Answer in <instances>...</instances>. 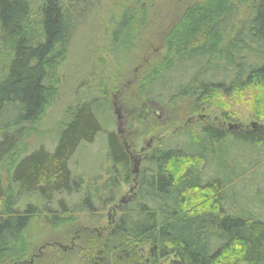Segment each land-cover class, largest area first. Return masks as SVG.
I'll return each mask as SVG.
<instances>
[{
	"label": "trees",
	"instance_id": "obj_1",
	"mask_svg": "<svg viewBox=\"0 0 264 264\" xmlns=\"http://www.w3.org/2000/svg\"><path fill=\"white\" fill-rule=\"evenodd\" d=\"M105 1L44 0L32 23L28 0H0V171L9 161L12 165L8 189L0 173V262L26 252L25 231L41 207L47 226L66 229L73 245L81 246L83 264H264V200L245 201L241 212L233 190L236 164L240 172L264 157V0H254L243 22L232 0H207L179 17L177 8H151L152 0H133L119 17L115 52L163 26L160 21L171 23L161 41L166 54L160 67H148L131 91L124 88L122 101L128 123H144L154 108L167 109L165 125L178 129L171 138L183 141L171 147L169 140H160L146 151L133 199L101 232L99 225L75 223L76 208L96 211L69 164L77 151L103 135L111 165L108 184L130 183L132 154L106 130L111 118L105 100L93 97L68 109L52 152L40 147L13 160L53 96L47 82L55 61L64 57L78 30L99 24ZM229 105L250 110L263 123H257L261 129L230 132L228 139V130L182 128L187 113L205 106L221 109L228 120ZM233 153L238 161L220 164L222 155ZM256 184L239 187L264 198L262 181ZM55 195L82 199L79 206L60 200L55 212ZM22 199L28 204L15 212Z\"/></svg>",
	"mask_w": 264,
	"mask_h": 264
},
{
	"label": "rangeland",
	"instance_id": "obj_2",
	"mask_svg": "<svg viewBox=\"0 0 264 264\" xmlns=\"http://www.w3.org/2000/svg\"><path fill=\"white\" fill-rule=\"evenodd\" d=\"M43 1L28 0L31 10L30 22L34 23L36 21L38 8ZM132 1L106 0L100 13L99 24L96 26L93 24L91 27L86 26L78 30L76 35L73 36L66 54L63 58H57L48 74L47 87L51 90L50 93L53 96H51L44 114L33 125L30 134L20 143L16 155L13 157V160L19 158L20 155L24 157L40 147L46 152H52L56 144L59 126L62 124L68 109L93 97L105 100L111 118L106 130L116 133L117 129H120L123 132V141L130 146L132 156L137 159L138 163L136 166L133 162L130 163L129 170L132 171V175L129 184L121 183L119 186H110L108 182L111 178V165L105 150L103 135H99L93 144L86 145L77 151L71 160L69 170L76 179H82L83 188L86 193H89L92 207L96 211L95 214H89L81 207L76 208L75 212L77 213L73 214L75 223L83 228L99 225L96 231L100 232L103 230L102 226H106L110 222L114 223L120 216L122 207L133 199L134 182L142 171L140 161L142 162L141 159L148 150L146 145L149 143L151 146L157 141L169 140L171 147H180L181 141H183L181 138H171L178 129L169 128L168 125H165L169 121L166 114L167 109L154 108L151 112L152 115L146 118L144 123H128L126 120L122 99L128 91L134 88L135 81L145 74L148 67H160L162 58L166 54V48L161 46V41L171 24L167 20L160 21L159 25H165L164 28L161 29L160 27L163 26H156L155 29H150L148 33H144L140 40L138 38L133 40L130 47L125 46L119 52H115L112 38L116 30V24L125 10L131 7ZM232 1H234L235 11L238 12L239 21L243 22L248 17L249 9L254 0ZM206 2L207 0H152L149 6L153 8L163 4L165 7L177 8L176 16L179 17L184 9L202 7ZM176 26H179V24ZM184 27L180 26V29L178 28L179 32ZM230 30L233 34V30ZM3 52L0 51V71L3 66ZM124 88L127 90L126 93H124ZM181 102H185V100ZM115 110L118 111V115ZM168 112H170V109ZM221 113V109L212 106L202 107L195 113H187L182 128L197 125L200 128L210 127L220 132H223V130L226 132L229 126L234 125H239L238 131H242L247 127L250 128L252 124L259 123L263 125L260 120L253 116L250 110L240 105H229L226 112L228 120H224ZM117 117H119V120ZM228 131V139H231L232 134L230 132L236 131ZM219 146L220 144L216 143L214 148L217 150L220 148ZM223 146L224 143L222 142L221 147ZM142 149H145V152H142L143 154L141 153ZM226 149H224V153ZM261 152L264 154V149ZM233 154L222 155L220 164L230 163V158L238 161L235 158V153ZM9 162L0 171L4 189H8L10 183L12 165ZM232 167L234 168V165ZM238 170L240 169L236 164L234 176L237 178L233 190L236 192L239 209L242 208L241 206L246 205L247 202L245 201L247 200H250L249 203L262 202L263 197H255L254 192L241 190L240 185L244 188H249L252 185L255 188L256 183L259 184L262 181L261 186H264V179H262L264 178V157L255 167L240 172ZM81 197L82 195H74L71 198L64 195H55L51 206L52 210L59 211L57 202L60 200L68 203L72 202L79 206L78 203L81 202ZM259 198L260 200H258ZM106 201L111 203L107 207L103 206ZM26 204H28V200H20V203L14 208L15 212L22 213ZM38 210L40 212L31 219L24 234L26 252H20L19 259L11 257L13 260L6 263L0 262V264H83L81 246L73 245L70 238L72 237L71 234H65L66 229H52L47 226L46 216L44 215L47 213L43 210L44 213H41V207ZM240 211L243 212L242 209ZM65 237H67L68 242L64 240ZM57 240L58 243L55 242ZM53 242L55 243L51 244ZM19 246L21 245H16V247ZM17 250L18 248L14 251L17 252ZM146 253L147 248L143 250L142 255L145 256Z\"/></svg>",
	"mask_w": 264,
	"mask_h": 264
},
{
	"label": "water",
	"instance_id": "obj_3",
	"mask_svg": "<svg viewBox=\"0 0 264 264\" xmlns=\"http://www.w3.org/2000/svg\"><path fill=\"white\" fill-rule=\"evenodd\" d=\"M115 113L118 115V111L117 110H115ZM118 120H119V117L117 118ZM259 128V129H261V127L259 126V125H257V124H252V125H250V128ZM238 128H239V125H234V126H229L228 127V130H234V131H238ZM249 127H247L246 129H244L245 131H248V129H250ZM122 145L124 146V148H125V150H128L129 149V147H128V145L126 144V142H124V141H122ZM130 158H131V161L135 164V166L137 165V163H138V161H137V159L135 158V157H133V156H130ZM134 172V171H133Z\"/></svg>",
	"mask_w": 264,
	"mask_h": 264
},
{
	"label": "flooded vegetation",
	"instance_id": "obj_4",
	"mask_svg": "<svg viewBox=\"0 0 264 264\" xmlns=\"http://www.w3.org/2000/svg\"><path fill=\"white\" fill-rule=\"evenodd\" d=\"M118 118V117H117ZM222 127V126H221ZM222 128H224V127H222ZM223 132H224V130H223ZM223 132H221V133H223ZM116 134L118 135V137H119V140H120V142L122 143V141L124 140V138H123V132L120 130V129H117V131H116ZM147 146V148H148V150L151 148V146L149 145V143L146 145ZM128 147H129V149L128 150H126V152L128 151L129 153L131 152L130 151V146L128 145ZM145 149H142L141 150V153L143 152H145L144 151ZM147 151V150H146ZM142 153V154H143ZM146 153V152H145ZM132 154V153H131ZM145 155V154H144Z\"/></svg>",
	"mask_w": 264,
	"mask_h": 264
}]
</instances>
